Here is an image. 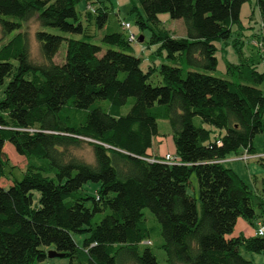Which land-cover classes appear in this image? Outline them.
I'll return each mask as SVG.
<instances>
[{"label": "trees", "instance_id": "obj_1", "mask_svg": "<svg viewBox=\"0 0 264 264\" xmlns=\"http://www.w3.org/2000/svg\"><path fill=\"white\" fill-rule=\"evenodd\" d=\"M78 1L0 0V87L9 79L0 98V181L9 167L6 142L28 161L20 179L0 185V264H34L48 248L65 253L68 264H158L145 208L159 223L168 264H254L241 247L264 252V236H232L238 218L258 217L253 193L223 160L241 148L254 153L253 140L264 132V71L249 57L229 63L227 76L215 74L216 44L233 36L248 0H137L142 27L162 12L186 26L184 37L152 30L151 42L172 62L159 68L161 85L149 82L154 69L141 68L107 6L92 5L83 22ZM257 3L264 14V0ZM31 19L84 38L96 26L111 47L100 54L102 46L90 40L37 30L42 61L33 62L20 31ZM195 116L225 132L212 140V129L196 125ZM161 119L170 125L178 163L147 153ZM83 144L93 162L72 153ZM193 173L200 213L187 191ZM90 185L96 194L86 192ZM73 233L86 234L81 244Z\"/></svg>", "mask_w": 264, "mask_h": 264}, {"label": "rangeland", "instance_id": "obj_2", "mask_svg": "<svg viewBox=\"0 0 264 264\" xmlns=\"http://www.w3.org/2000/svg\"><path fill=\"white\" fill-rule=\"evenodd\" d=\"M251 1L253 6H257L256 0ZM102 2L107 6L106 10L110 15V21L113 25V29L119 30L126 36L130 33L135 35L136 41L131 43L133 47L132 53L141 58V68L144 71H148L151 67L154 69L149 82L152 85L163 84L159 68L163 63L171 64L172 62L167 59L166 52L162 48L158 47L157 43L151 42L152 30L158 28L169 31L174 37H184L186 36V26L184 21L180 18H172L167 12H162L159 14L157 22L152 24L149 23V26L142 27L137 22V14L140 13L143 17H145V12L137 0H79L76 7L81 15L82 21H85L84 16L86 10H89L88 5H93L97 10V7H99ZM134 6H136V9ZM262 16H264V14L259 10L257 18L259 21L258 27H260V29L258 28L257 31L254 32L251 28L242 26L240 21L239 25H236L233 28V36L227 41L219 43L217 50L218 69L215 72L217 76H227L229 63L238 64L241 59L249 57L256 59L257 70L259 72L264 71V18H261ZM124 22L130 23V29H124L122 27ZM37 30H45L54 34L65 35L68 37L71 36L77 39L84 38L80 34H65L56 28L40 26L35 19L24 22L20 31L27 32L30 57L33 62L42 61L39 43L35 37ZM87 31H89L88 34H91L93 37H85L84 39L90 40L92 43L102 46L100 54L104 53L111 47L102 43V32L98 27H92L91 25L90 29ZM17 32L18 31H14L11 33L5 41ZM1 35L0 27V37ZM140 36L144 37L143 41L139 40ZM66 49L67 42L63 41L54 57L56 63L61 64L65 61ZM181 64L184 72L186 73L188 66L186 64L185 56H182ZM8 81L9 79H7L5 84L0 87V98L4 95V88ZM261 87L264 88V83L261 84ZM132 101L133 98H129L128 102L123 105L121 108L123 114L128 112ZM193 121L196 125H203L212 129V140H214L219 134H223L225 132L224 129H218L204 123L200 116H195ZM158 122L159 134L154 137V144L156 146L158 145V141H160L158 139L159 137H166L168 139L172 135L171 128L167 120L161 119ZM162 145L163 147L168 148V150H176L173 136L172 139L169 138V140ZM253 145L254 153H250L243 148L237 151H232L227 154L226 158L223 160V165L227 168L233 169L238 176L247 183L249 189L253 193L252 205L258 213V217L254 222V225L257 227L258 221L264 223V132L255 136ZM4 151L9 159V167L7 168L6 176L0 181V185L7 188L13 183V179H20L22 177V171L25 169L28 161L24 155L19 154L15 150L14 146L10 142H6ZM72 153L87 162H93L94 160L92 148L87 144H83L79 148H73ZM244 154H247L248 156L246 159L244 158ZM85 190L87 193L96 194L95 186L90 185L86 187ZM187 191L191 196L196 198L197 208L200 213L199 186L195 173H193L190 177ZM38 195L39 193L35 191V196L37 198ZM143 212L148 226L152 228V232L150 238L147 240V243L156 255L158 264H168L165 250L161 246L163 238L159 231V223L148 208L143 209ZM99 218L100 215L97 216L95 220L98 221ZM240 218L244 219L242 217ZM85 236L86 234L73 233L74 240L79 244L82 243ZM51 249L53 248H48L47 251ZM241 254L245 258L252 260L254 264H264V252H250L244 247H241ZM68 262L69 258L66 256H53L47 257L43 261L35 262L34 264H68Z\"/></svg>", "mask_w": 264, "mask_h": 264}, {"label": "crops", "instance_id": "obj_3", "mask_svg": "<svg viewBox=\"0 0 264 264\" xmlns=\"http://www.w3.org/2000/svg\"><path fill=\"white\" fill-rule=\"evenodd\" d=\"M256 4L258 6L257 0H256ZM257 6H253L252 1L248 0L247 2L243 3V5L241 7V13H240L241 25L251 28L254 32L257 31L258 28L260 29V27H258L259 21L257 18L260 8H259V6L257 8ZM261 18H264V16H262ZM102 31H103V29L101 30V32ZM216 45L218 47L219 43H217ZM217 57H218V54H217ZM217 69H218V66H217ZM158 127H159V122H158ZM158 134H159V132H158ZM154 137L152 140V146L147 150V153L150 156V158L162 159L165 153H168V152L169 153H176V150L175 151L168 150V148H165L162 145V144H165L169 140V138L172 139V135L168 139L166 137H159L158 139L160 141H158L157 146L154 144ZM255 229H256V227H255L254 223L246 221L245 219L238 218L236 226H235L234 231L232 233V236L251 237V236L255 235Z\"/></svg>", "mask_w": 264, "mask_h": 264}, {"label": "built area", "instance_id": "obj_4", "mask_svg": "<svg viewBox=\"0 0 264 264\" xmlns=\"http://www.w3.org/2000/svg\"><path fill=\"white\" fill-rule=\"evenodd\" d=\"M88 7L92 11L94 10L91 5H88ZM122 25H123L122 27L124 29H130V27H131L129 22H124ZM127 39L131 43L136 41V37H135V35L133 33H130L127 36ZM218 143L220 144V141H218ZM247 157H248L247 154H244V158L246 159ZM162 160H164V161H166L168 163H178V162H180V159L176 155V153H169V152L164 154ZM255 234L258 235V236H264V223H262L261 221L257 222V227L255 229Z\"/></svg>", "mask_w": 264, "mask_h": 264}, {"label": "water", "instance_id": "obj_5", "mask_svg": "<svg viewBox=\"0 0 264 264\" xmlns=\"http://www.w3.org/2000/svg\"><path fill=\"white\" fill-rule=\"evenodd\" d=\"M143 36H140L139 37V40L140 41H143ZM47 256L48 257H53V256H65V253H63V252H59V251H57L56 249H51V250H49V251H47Z\"/></svg>", "mask_w": 264, "mask_h": 264}]
</instances>
